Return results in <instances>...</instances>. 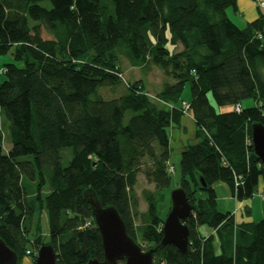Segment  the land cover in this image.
<instances>
[{
	"label": "trees",
	"instance_id": "1",
	"mask_svg": "<svg viewBox=\"0 0 264 264\" xmlns=\"http://www.w3.org/2000/svg\"><path fill=\"white\" fill-rule=\"evenodd\" d=\"M111 1L113 10L102 0H0V56L12 51L14 59L0 69V240L17 264L26 256L35 264L44 245L53 246L57 264L102 261L85 198L95 193L103 207L117 209L139 246L156 247L172 184L170 130L191 115L197 141L181 154L178 187L193 205L188 253L167 245L154 264H264V219L237 224L218 210L214 189L224 183L243 202L264 182L251 135L254 124L264 126V16L241 29L229 17L238 0ZM124 58L130 69L143 74L155 66L173 83L152 94L143 80L126 78ZM106 86L125 92L106 100L99 94ZM140 174L155 187L143 190L142 215ZM25 178L37 183L35 195ZM203 227L214 233L203 235Z\"/></svg>",
	"mask_w": 264,
	"mask_h": 264
},
{
	"label": "water",
	"instance_id": "2",
	"mask_svg": "<svg viewBox=\"0 0 264 264\" xmlns=\"http://www.w3.org/2000/svg\"><path fill=\"white\" fill-rule=\"evenodd\" d=\"M254 153L261 160L264 173V126L254 124L251 129ZM205 187V181L201 178ZM86 200L91 204L94 221L98 228L104 248L102 261L91 260L88 264H154V255L167 245L175 246L187 255L190 231L186 221L191 217L193 205L183 188L172 190L171 210L164 221L160 244L144 250L129 236L126 225L115 207H103L95 193H86ZM15 252L0 240V264H17ZM35 264H57L56 252L52 245H44L36 254Z\"/></svg>",
	"mask_w": 264,
	"mask_h": 264
},
{
	"label": "rangeland",
	"instance_id": "3",
	"mask_svg": "<svg viewBox=\"0 0 264 264\" xmlns=\"http://www.w3.org/2000/svg\"><path fill=\"white\" fill-rule=\"evenodd\" d=\"M102 2L105 5L109 6L110 9L113 10V3L111 0H102ZM231 12L232 11H229V15L231 14ZM43 36L45 39L48 38L46 33H43ZM13 62H14V59L12 56V51L3 55V56H0V69L4 68V66L6 64L13 63ZM123 62L125 64L124 68L126 70V78L131 82H135L137 79L142 77V80L145 83L147 90L154 95L157 94L161 90L163 83L165 81L169 82V83H173V80L170 78H167V80H166V77L163 74V72L155 66H152L150 69H148L147 73L143 72V74H142V72L138 69H130V65L127 63V60L125 58H124ZM4 80H5L4 74H0V82H2ZM124 92H125V88L123 86H117L115 88H112L111 86H106V87L100 89L99 94L101 96H103L104 99L109 100V99H112L115 97H119ZM190 97H191L190 86H189V84H186L185 89L183 91L182 99H184V101L187 102L190 99ZM231 108L232 107H224V108H221V110L223 112H225V111H229ZM132 115L133 114L131 112H127L126 118H125L126 121H128ZM1 126L3 129L4 137H5L4 152L7 153L9 151V149H11L12 144H11L10 134H9V121H8L5 114H3L1 117ZM187 127H188L187 134H186L187 138L188 139L193 138V136L191 135V132L193 129H191V126H187ZM186 136L183 135L182 132L177 131V129L174 131L170 130V139L173 137V142L170 145L171 155H170V159H169V161H170L169 164L171 166H173L174 169H173V172L170 176L171 180H172L171 188H169V190H166L164 192L165 197H166V203H165L166 206H165V208L160 206V210H159V216L163 219H166L167 214H168V208L171 205V199H170L171 192H172V190L178 188L180 183H181V177H182L181 167H180L181 154H182L181 151H182V147H185V145H186L185 144V142H186L185 138H183ZM187 145H192V144H187ZM22 159L23 160H30L31 157H26V158H22ZM23 182H24L25 187L28 189V192L30 193V195H35L37 193L36 192L37 191V183L36 182L30 181L27 178H25ZM154 188H155L154 184L150 183L145 178V176L143 174L139 175L138 185L136 186V194H137V199H138V203H139L138 204L139 212L141 215L144 214L147 210V203H146V201L142 195L143 190L153 191ZM262 200H264V199L262 198L261 193L257 192V194L254 196V204H255V207L257 210L259 209L257 204L260 202H263ZM245 211H244V214L246 213ZM38 217H39V211L37 210L36 214H35V221L38 220ZM253 219L255 220L254 222L257 223L263 219V216H260L258 214V212L256 211L255 217ZM40 220H41L40 225H41L43 236L47 237L49 227H48V220H47L46 215L43 214ZM142 223L143 222H142L141 217L140 216L137 217L136 218V224L141 225ZM138 237H139L138 239L140 240V235ZM140 246H141V243H140ZM142 247H144V246H142ZM144 249H145V247H144ZM27 257L29 258V256H26L23 259V261L25 259H28ZM23 261H22V264H23Z\"/></svg>",
	"mask_w": 264,
	"mask_h": 264
},
{
	"label": "crops",
	"instance_id": "4",
	"mask_svg": "<svg viewBox=\"0 0 264 264\" xmlns=\"http://www.w3.org/2000/svg\"><path fill=\"white\" fill-rule=\"evenodd\" d=\"M259 1L260 0H238V12L232 11L229 17L233 20V22L239 28L241 29L246 28L250 23L257 20L260 16H264V8H261L258 6ZM141 78H139L138 80H142ZM189 100L187 102H189ZM187 126H191V129H193L191 132V135L193 136V138H190V139L187 138L186 136L187 129H188ZM176 129L177 131L182 132L183 135L186 136V137H183L185 138L186 145L185 147H182L181 152H183L187 148V146H189L187 144L196 143L197 125L191 115H183L180 119V123L171 128V130L173 131ZM172 142H173V137L170 139V145ZM214 189H215L216 196H217L218 210L221 213H232L233 214L236 211L237 212L236 216H239L238 219L240 221L244 220V222L246 223H251L255 221L253 218L255 217V213L257 211L258 214L260 216H263V219H264V200H262L263 202H260L257 204L259 208L257 210L254 204V197L250 200L239 202L233 198L231 191L226 184L217 183L214 186ZM258 192L260 193L264 192V182H261ZM199 197L206 198L204 194H199ZM244 211L246 212L245 213L246 215L244 214ZM201 233L207 236V235H210L211 233L213 234L214 231H211L203 227L201 229ZM23 264H32V258L29 256L28 259H25L23 261Z\"/></svg>",
	"mask_w": 264,
	"mask_h": 264
},
{
	"label": "built area",
	"instance_id": "5",
	"mask_svg": "<svg viewBox=\"0 0 264 264\" xmlns=\"http://www.w3.org/2000/svg\"><path fill=\"white\" fill-rule=\"evenodd\" d=\"M258 6L259 7H261V8H264V0H260L259 2H258ZM184 108H185V110L186 111H188L189 110V105L188 104H185L184 105ZM236 111L237 112H240L241 111V106L240 105H238L237 107H236ZM173 166L170 168V171L171 172H173ZM236 185L238 186L239 185V181H237V183H236ZM261 196H262V198L264 199V192H262L261 193ZM234 215H235V218H236V223L237 224H241V223H243L244 222V220H239L238 219V216H236L237 215V212L235 211L234 213H233ZM89 225V224H88ZM28 254H30V252H28Z\"/></svg>",
	"mask_w": 264,
	"mask_h": 264
}]
</instances>
